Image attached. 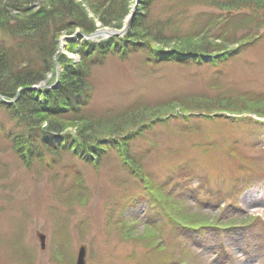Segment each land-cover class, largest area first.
Listing matches in <instances>:
<instances>
[{"label": "rangeland", "instance_id": "374dc122", "mask_svg": "<svg viewBox=\"0 0 264 264\" xmlns=\"http://www.w3.org/2000/svg\"><path fill=\"white\" fill-rule=\"evenodd\" d=\"M12 1L25 10L23 16L54 7L49 0ZM78 1L97 26L116 29ZM199 8L222 11L193 0H130L129 12L118 15L121 28L142 14L147 30L171 32L192 24V9ZM257 29L242 50L219 60L159 61L147 57L151 50L132 49L93 66L91 100L77 110L85 119L67 120L65 130L75 132L85 121L108 140L110 126L127 128L137 113L148 121L160 112L161 121L148 123L129 141L134 165L121 160L116 148L97 158L69 144L42 147L41 154H30V163L23 161L14 149L24 129L13 112L18 99L0 91V264H75L82 242L88 245L87 264H264V214L255 210L264 207V195L253 206L245 198L251 189L264 191V23ZM72 33L63 31L58 44ZM15 40L0 32V44ZM218 40L227 49L240 43ZM153 44L169 51L176 46L173 40ZM58 55L57 46L54 62ZM53 81V71L46 72L19 93L39 92L32 87ZM168 103L177 112L185 107L183 112L194 113L165 111ZM134 105L136 113L128 114ZM171 206L191 222L171 221ZM241 220L251 226H222ZM38 231L46 234L45 248Z\"/></svg>", "mask_w": 264, "mask_h": 264}, {"label": "trees", "instance_id": "16d2710c", "mask_svg": "<svg viewBox=\"0 0 264 264\" xmlns=\"http://www.w3.org/2000/svg\"><path fill=\"white\" fill-rule=\"evenodd\" d=\"M85 1L97 13L102 25L121 27L122 18L118 14L123 16L129 12L130 8V0ZM193 1L195 4L215 6L222 11L211 14L206 8V10L199 8L195 11L192 9L194 20L188 25L190 28L178 24L171 27V32L163 28L156 31L147 30L143 27L144 19L141 14L138 20L133 18L124 36H112L100 41L87 40L81 43L79 45L80 60L60 53L57 61L62 66V70L58 86L39 92L27 90L21 93L20 90L18 100L13 105L14 116H18L20 122H23V130L27 131L25 135L20 133L17 136L14 146L17 152L29 158L30 154L36 153V156L41 154L42 147L57 149L63 144H69L70 147L76 146L85 153L90 152L91 155L96 154L95 157L99 155L101 157L106 147L110 146L116 148L125 161L134 163L133 159L129 158L131 153L129 141L133 136L141 134L148 123L152 126L161 121L163 118L160 112L154 114L155 116L148 121L145 120L144 113L133 115L134 118L132 117L129 123L133 126L130 131L127 129L130 126L127 128L122 125L110 126L114 133L113 136L106 134L109 136L106 146L101 144L106 137L100 138L97 131H92L91 126L85 121H81L84 125H78L79 129L75 133L65 131V128L69 126L67 120L85 119L77 110L87 106L91 100L93 88L89 80L92 68L111 54H122L134 49L145 51V53L151 50L153 55L147 57L149 59L156 57L159 61L202 59L203 57L208 60L210 55L213 56V60H218L237 54L247 42L245 38L252 34L258 35L257 28L264 23V3L260 0ZM48 2L54 7L49 9L42 7L39 13H27L23 16L21 13L25 10L21 11L20 5H16L12 0H5V2L0 0V22L3 24L0 32L5 29L9 36L19 39L18 42L15 40V42L6 41L7 44L5 42L0 44V91L3 95L15 97L20 87L25 89L26 86L41 81L46 72L55 71L53 57L57 51L58 37L63 31L72 33L76 27H79L82 31L90 33L97 28L94 18L89 16L78 0H49ZM14 10H18L19 13H14ZM240 17H244L243 22L235 23L234 20ZM195 23H199V26L196 30H192ZM214 28L216 30H210ZM201 32L209 34L211 38L205 39V34ZM218 39L237 43L240 41L241 44L227 49V43H219ZM172 40L176 44L172 51L162 46L156 48L153 44L154 41L163 44L170 43ZM23 48L28 51L27 54L16 51ZM163 107L165 111L176 112L171 103ZM186 109L188 110V107ZM135 110L136 107L133 106L127 111L128 114H134ZM119 120L123 121V119ZM58 132L60 136L56 135ZM95 139L98 141L92 142ZM144 174L147 178V174ZM138 176L144 175L141 176L139 173ZM175 209L177 210L175 206L169 208L171 221L183 226L191 222L180 213V210L176 212ZM190 219L195 218L190 217ZM203 222L205 220L200 221V223Z\"/></svg>", "mask_w": 264, "mask_h": 264}, {"label": "water", "instance_id": "95a60500", "mask_svg": "<svg viewBox=\"0 0 264 264\" xmlns=\"http://www.w3.org/2000/svg\"><path fill=\"white\" fill-rule=\"evenodd\" d=\"M133 17V14H132ZM129 22H126V25L123 27L122 30L119 29H114V28H110V27H100L98 28L94 33L87 35L88 37H95L97 35H112V34H122L126 27L128 26ZM39 236L42 240V243L44 245V241H45V234L42 232H38ZM87 253V246L85 244H81L79 251H78V258H77V263L76 264H86V260H85V255Z\"/></svg>", "mask_w": 264, "mask_h": 264}, {"label": "bare ground", "instance_id": "6f19581e", "mask_svg": "<svg viewBox=\"0 0 264 264\" xmlns=\"http://www.w3.org/2000/svg\"><path fill=\"white\" fill-rule=\"evenodd\" d=\"M132 14L134 15V10L132 11ZM66 42V38H63L62 40H61V49L63 50L64 49V43ZM65 50V49H64ZM67 54L69 55V53L67 52ZM72 54V53H71ZM70 56V55H69ZM56 68L57 69H59L60 71L62 70V67L61 68H59V67H57L56 66ZM129 109H130V107H129ZM127 109H125V110H123V111H126ZM26 130H21L20 131V133L21 134H26ZM107 139H104V140H102V146H106V144H107V141H106ZM108 147V146H107ZM106 147V148H107ZM18 154V156L23 160V161H25V162H27V163H30L29 162V158H28V156H21L22 154L21 153H17ZM255 191L254 190H249L248 192H246L245 193V198H246V200H247V204L248 205H251V206H253V205H257V202H259V201H261V199H262V195H264L262 192H264V191H262V192H259V193H254ZM255 210H257V211H260V212H263V214H264V207L263 208H260V209H258L257 207L255 208Z\"/></svg>", "mask_w": 264, "mask_h": 264}]
</instances>
